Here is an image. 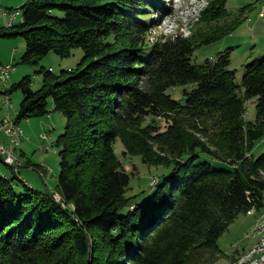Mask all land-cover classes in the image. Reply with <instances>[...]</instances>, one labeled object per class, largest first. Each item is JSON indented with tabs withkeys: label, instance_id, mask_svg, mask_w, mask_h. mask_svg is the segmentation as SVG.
Here are the masks:
<instances>
[{
	"label": "trees",
	"instance_id": "trees-1",
	"mask_svg": "<svg viewBox=\"0 0 264 264\" xmlns=\"http://www.w3.org/2000/svg\"><path fill=\"white\" fill-rule=\"evenodd\" d=\"M158 3L29 0L23 23L0 27V38L25 40L22 64L84 52L75 70L41 69L39 90L29 77L6 90L23 92L18 123L48 115L51 99L66 127L57 141L60 202L48 187L14 186L0 173V264H216L219 238L263 208L264 154L252 152L264 139V57L246 66L241 84L229 51L193 63L240 25L227 0H210L190 36L150 44L145 18ZM178 88L184 103L169 94ZM253 97L257 116L247 122ZM116 140L171 172L151 193L130 196Z\"/></svg>",
	"mask_w": 264,
	"mask_h": 264
},
{
	"label": "rangeland",
	"instance_id": "rangeland-1",
	"mask_svg": "<svg viewBox=\"0 0 264 264\" xmlns=\"http://www.w3.org/2000/svg\"><path fill=\"white\" fill-rule=\"evenodd\" d=\"M28 1L1 0L0 8L22 7ZM209 1L159 0L158 9L160 8V10L157 12L147 11V15H150L151 18L147 16L145 18L146 20L151 19L154 27L147 38L149 43L165 42L166 38H172L176 35L190 36L192 30L197 28V21L208 6ZM227 7L232 19H242L240 25L233 30L232 34L199 49L194 56L193 63L202 64L205 59L215 60L220 53L229 51L230 69L235 72L236 83L241 84L246 66L255 59L264 57V0H227ZM165 8L167 9L162 11ZM7 18H4L0 12V27H6ZM25 47V40L20 36L0 38V64H13L16 68L15 72L11 74L7 85L5 87L0 85L2 93L11 89L12 86H17L26 77L31 79L33 91L39 90L42 87L41 69L50 70L55 74H60L61 71L75 70L84 56L82 49L75 48L68 58L50 53L36 65H27L21 63ZM7 94L13 107L8 110L2 104L3 96L6 94H0V118L8 116L16 120L17 112L24 98L23 92L21 89H16L11 93L7 92ZM169 94L173 99L184 103L183 88L170 89ZM257 102V97H253L246 102L245 120L247 122L255 121ZM48 104L49 114L45 117L21 120L23 139L20 141V146L12 152L17 154V165L21 167L18 166L21 172L20 174L15 171L10 172V174L7 173L8 176L6 177L7 179H15L13 181L14 186L21 185L23 182L35 190H45L48 187L55 196L54 198H57L58 200H56L60 202V196L55 191L62 170L61 156H59L61 148L58 146L57 141L59 136L65 132L66 117L54 110L51 99ZM0 141L6 145L10 143L9 137L6 136H0ZM116 141L114 149L118 160L122 168L131 175L130 196L139 194L141 191L151 193V186L154 187L157 181L161 180V177L171 172L172 167L148 166L141 157L127 153L120 140ZM262 153L264 154V139L256 142L252 155L259 157ZM4 162L7 163L6 159H0V163L4 165L6 172L8 171L7 168L10 170L16 169V166L5 165ZM24 165H26V169ZM215 165L219 168L229 167L224 164ZM263 211L264 208L261 211L253 208L247 214H241L230 225L218 240V246L224 257L216 264H233L240 255H243L244 250L250 248L253 241L247 235L251 233L257 217Z\"/></svg>",
	"mask_w": 264,
	"mask_h": 264
},
{
	"label": "built area",
	"instance_id": "built-area-1",
	"mask_svg": "<svg viewBox=\"0 0 264 264\" xmlns=\"http://www.w3.org/2000/svg\"><path fill=\"white\" fill-rule=\"evenodd\" d=\"M1 2V0H0ZM1 6V5H0ZM20 6H17L12 9L7 8H0L1 15L4 18L8 19L7 27L11 28L14 25H18L23 23V12ZM16 70L13 64L3 65L0 64V85L6 86L8 81L11 78V74L14 73ZM1 92V91H0ZM0 94H6L3 96L2 104L9 110L12 108L11 99L9 95L5 92H1ZM9 131H23L21 128L20 123L16 120L11 119L10 117L0 118V136L4 135H12L13 138H16L17 134H10ZM45 139V136L43 137ZM30 141V139L28 138ZM0 157L8 158V161L13 164V166H17V154L10 153L9 150L6 149L4 143L0 141ZM55 197V196H54ZM57 199V198H56ZM58 200V199H57ZM264 220V217H263ZM264 232V229L261 231ZM251 248H255V255L254 256H247V252H244V264H264V242L262 244H258L257 246H251Z\"/></svg>",
	"mask_w": 264,
	"mask_h": 264
},
{
	"label": "bare ground",
	"instance_id": "bare-ground-1",
	"mask_svg": "<svg viewBox=\"0 0 264 264\" xmlns=\"http://www.w3.org/2000/svg\"><path fill=\"white\" fill-rule=\"evenodd\" d=\"M10 134H17L16 138H13L12 135H4L6 137H9L10 139V143L11 145H6L4 144V146L6 147L7 150L10 151V153H12L14 151V149H16L17 147L20 146V141L21 139H23V131H9ZM9 146V147H8ZM6 159L5 165H10L11 162L8 161V158L5 157H0V159ZM13 165V164H11ZM12 167V166H11ZM264 208V206H263ZM264 211L261 212L259 214V216L256 219L255 225L251 231V233L249 235H247L248 238H252L253 244L251 246H257L258 244H262L264 242V232H261L264 229ZM250 248L247 250V256H254L255 255V248ZM233 264H244V255H240V257H238L235 262H233Z\"/></svg>",
	"mask_w": 264,
	"mask_h": 264
},
{
	"label": "crops",
	"instance_id": "crops-1",
	"mask_svg": "<svg viewBox=\"0 0 264 264\" xmlns=\"http://www.w3.org/2000/svg\"><path fill=\"white\" fill-rule=\"evenodd\" d=\"M0 5H1V2H0ZM20 125H21V124H20ZM10 145H11V143H9V146H10ZM18 166H19V165L16 166V169H11V170H10L9 168H7L8 171L6 172V168L4 167L3 164L0 163V173L5 174V176H8L7 173L10 174V172H14V171H15V172H18V173L20 174V172H21L20 169H19L20 166H19V167H18ZM20 168H21V167H20ZM24 168L26 169V165H24ZM27 169H29V168L27 167ZM251 241H252V240H251ZM252 244H253V242H252ZM252 244H251V245H252ZM246 251H247V249H246ZM246 251L244 250V252H246ZM233 259H235V258H233Z\"/></svg>",
	"mask_w": 264,
	"mask_h": 264
}]
</instances>
